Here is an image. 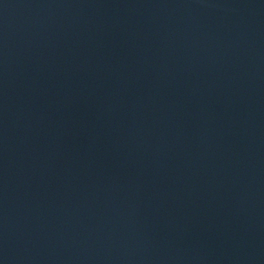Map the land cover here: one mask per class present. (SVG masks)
I'll list each match as a JSON object with an SVG mask.
<instances>
[{"label":"water","instance_id":"95a60500","mask_svg":"<svg viewBox=\"0 0 264 264\" xmlns=\"http://www.w3.org/2000/svg\"><path fill=\"white\" fill-rule=\"evenodd\" d=\"M0 264H264V0H0Z\"/></svg>","mask_w":264,"mask_h":264}]
</instances>
